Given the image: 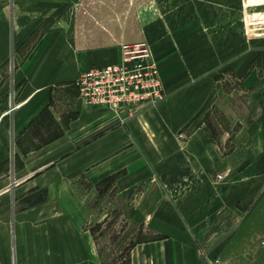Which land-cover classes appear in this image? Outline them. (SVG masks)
I'll return each mask as SVG.
<instances>
[{
  "label": "crops",
  "instance_id": "1",
  "mask_svg": "<svg viewBox=\"0 0 264 264\" xmlns=\"http://www.w3.org/2000/svg\"><path fill=\"white\" fill-rule=\"evenodd\" d=\"M72 3L0 0V264H106L95 225L112 211L157 232L130 264H209L217 216L264 183V18L249 0H157L125 41L81 30ZM139 42L164 100L133 117L86 106L81 74ZM210 109L242 125L229 153Z\"/></svg>",
  "mask_w": 264,
  "mask_h": 264
},
{
  "label": "rangeland",
  "instance_id": "2",
  "mask_svg": "<svg viewBox=\"0 0 264 264\" xmlns=\"http://www.w3.org/2000/svg\"><path fill=\"white\" fill-rule=\"evenodd\" d=\"M156 3L157 0H73L72 4L81 30H93L95 24L118 40L138 41L143 24L158 15ZM249 3L251 20L264 18V0H249ZM203 116L201 121L209 123L215 141L223 143V152L229 153L237 143L242 125L229 122L213 109ZM245 204L236 209L227 208L217 216L211 241L202 246L208 257L213 255L212 259L208 258L209 264H264V183ZM128 225L125 217L115 211L95 225L106 264H130L133 245L158 236L153 230H130Z\"/></svg>",
  "mask_w": 264,
  "mask_h": 264
},
{
  "label": "built area",
  "instance_id": "3",
  "mask_svg": "<svg viewBox=\"0 0 264 264\" xmlns=\"http://www.w3.org/2000/svg\"><path fill=\"white\" fill-rule=\"evenodd\" d=\"M121 48L122 60L119 63L89 69L81 74L76 84L79 97L86 106L133 117L146 106L161 103L165 89L147 43H123ZM180 137L185 138V135Z\"/></svg>",
  "mask_w": 264,
  "mask_h": 264
}]
</instances>
